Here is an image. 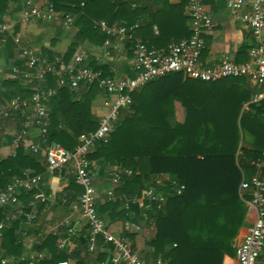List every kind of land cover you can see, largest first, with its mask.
Wrapping results in <instances>:
<instances>
[{"label":"trees","instance_id":"trees-1","mask_svg":"<svg viewBox=\"0 0 264 264\" xmlns=\"http://www.w3.org/2000/svg\"><path fill=\"white\" fill-rule=\"evenodd\" d=\"M48 2L54 11L76 15L77 36L97 44L107 37L105 32H99L98 22L107 27L116 22L132 26L147 11L149 21L143 29L134 28L135 37L142 35L141 40L148 47H165L170 42L158 22L165 13V5L150 13L139 0ZM7 5L8 0H0V21ZM153 23L158 34L145 36L142 31ZM178 39L174 37L171 41ZM133 43L130 40L126 43L130 56ZM71 52L70 49L68 53ZM21 61L26 64L24 56ZM55 79L56 75L49 70L42 80L47 87ZM243 84L242 77L203 82L185 78L181 73L154 79L130 93L131 113L116 124L109 140L96 142L92 156L131 170L114 191L122 195L109 203L114 207L137 194L153 175H168L170 181L160 189L165 196L163 207L157 209L153 202L154 212L150 215L155 225L151 240L154 251L158 253L165 244L169 246L164 264H221L223 256L232 253V241L246 212V198L239 195L238 186L242 178L249 179L255 172L254 162L260 159L264 148V98L243 109L250 97ZM65 86L50 100L46 137L48 142L73 150L81 133L98 126L89 113L90 99L97 87L96 82L91 83L82 98L72 101ZM174 99L185 107L183 123L171 124L167 120ZM28 166L34 167L35 173L40 170L34 159L23 155L22 147L18 146L13 157L0 162V187L6 186L12 175L21 177ZM179 185L183 189L177 193ZM97 211L100 214L98 208ZM2 232L6 254L16 252L15 248L20 246L14 228ZM50 238L53 240L55 236ZM84 242L88 244V234ZM63 256L66 255H53L40 264H56L65 259Z\"/></svg>","mask_w":264,"mask_h":264},{"label":"crops","instance_id":"crops-1","mask_svg":"<svg viewBox=\"0 0 264 264\" xmlns=\"http://www.w3.org/2000/svg\"><path fill=\"white\" fill-rule=\"evenodd\" d=\"M26 0H8V7L1 16L0 21V107L7 108L6 114H0V162L13 157L17 147H22L23 155L32 157L40 169L35 173L34 167H25L22 176L12 175L9 182L14 178L25 179L33 174H40L41 181L38 189L44 194H51L54 202L48 205L36 204L29 206L32 191L21 192L16 204L5 205L0 208V258L6 257L7 264H40L44 260L50 259L53 255H66L64 260L69 264H99V262L109 263L108 257L111 253L112 245L104 243L98 239L93 250L88 249L87 227L77 207V201L82 186L74 181L71 167L65 165L60 169L48 171L46 169L41 135L37 126H29L24 131L22 121L26 115L31 114L33 107L32 93L35 90H42L45 94V105L47 114L52 109L49 104L57 90L63 87L58 83L59 77H65L68 70L78 68L80 65L90 67L98 77H121L131 75L133 72L131 56L128 53L127 41L120 39L113 33H108L105 40H109L112 45L111 55L105 54L108 45L105 40L101 44L93 42L89 38H79L77 32L79 26L75 23L76 15L69 14V20L65 19L64 12L54 11L49 19L30 17L24 19L20 11ZM38 8L50 6L48 0H31ZM250 0H245L244 9L249 8ZM139 4L149 9L150 13H155L159 7L165 5V13L161 14L158 22L163 28V33L170 39L186 38L189 34V21L187 17V0H139ZM205 9L211 21V29L202 35L203 48L200 60L205 65L219 63L223 58L228 57L235 62H242L247 57L248 49L256 43V39L251 34L248 26L240 20L234 19L226 6L225 0H204ZM150 15L148 11L141 14L139 20L134 23L136 29L146 26ZM99 32L103 33L98 22ZM106 25V24H105ZM120 22H116L108 27H116ZM145 36H155L158 34L156 24H151L145 31ZM141 39L142 35L137 36ZM168 45V44H167ZM166 45V46H167ZM165 46V47H166ZM165 47H150L153 49H164ZM31 49L36 55L40 65H48L50 71L56 75L52 86L45 85L44 80H38L34 75V70L21 61L23 51ZM72 50L69 54L68 51ZM80 55L82 62L77 63L74 57ZM25 57V56H24ZM26 58V57H25ZM51 58V59H49ZM58 62L57 67L55 63ZM95 68L96 70H94ZM184 77V76H183ZM244 87L249 90L250 97L242 106L248 109L250 103H258L264 98L260 86L252 81L243 78ZM44 83V85H43ZM90 83H81L78 87H68L72 101L82 98ZM96 91L90 99L89 113L97 122L106 115L109 110L111 97L99 87L96 82ZM11 102L17 103V108L11 107ZM132 104L129 95L127 108L119 115V122L130 113ZM186 117V110L182 102L174 99L171 102V112L167 120L171 124L183 123ZM97 128V127H96ZM94 131V130H93ZM30 145L38 147L33 151ZM96 143L88 154L90 162V178L94 187L95 205L98 208L105 222L106 231L112 235L127 239L134 251L147 264L164 263V254L169 249L164 245L161 252L156 253L151 240L154 237L155 225L150 215L154 212L153 201L146 195V189H152L156 193L165 196L160 189L169 182L167 174L153 175L148 182L143 183V188L118 206L110 205L116 198L115 190L123 184V177L129 173L120 174V181L117 184L111 182V173L122 166L114 161H108L103 157L92 156L95 152ZM1 173V172H0ZM5 187V186H4ZM0 187V191L4 188ZM108 189L113 190V197L106 195ZM62 200H65L62 202ZM164 204V203H163ZM163 207V206H162ZM33 211L35 217L28 221L25 214ZM143 215L147 217L144 218ZM253 215L252 207L246 203V212L238 233L232 241V253L224 255L221 261L231 263L234 258V250L242 240L245 233L251 226ZM68 226L74 227L70 244L61 248L58 245L59 235L64 234ZM14 228V236L19 248H11L16 252L6 254L3 249V230ZM56 230L57 235L52 231ZM55 236L52 240L50 237Z\"/></svg>","mask_w":264,"mask_h":264},{"label":"built area","instance_id":"built-area-1","mask_svg":"<svg viewBox=\"0 0 264 264\" xmlns=\"http://www.w3.org/2000/svg\"><path fill=\"white\" fill-rule=\"evenodd\" d=\"M234 19L245 23L256 43L247 51V57L242 62L225 57L219 63L205 65L200 60L203 48L202 35L212 27V21L205 9L204 0H187V17L189 21L190 34L186 38H180L168 43L164 49H153L148 47L141 39L135 37V26L120 24L116 27L101 25V29L106 33H113L125 41H133L131 65L133 72L131 75L121 77H98L88 66L80 65L78 68L68 70L65 77H59L58 83L62 86L68 85L76 88L81 83L97 82L98 86L111 97L109 110L98 121V126L94 131L83 132L79 135V143L73 150H68L55 142H48L46 137L47 107L42 90H35L32 93V112L26 115L22 121L24 131L29 126H37L41 135L46 169L53 171L69 165L73 171L74 181L82 186L83 190L79 195L77 207L81 211L88 231V249L93 250L98 239L104 243L112 245L108 262L111 264H147L134 251L130 242L125 238H120L106 231L104 219L100 216L95 205L94 187L90 178V162L88 154L96 142L106 143L113 128L119 122L120 112L127 108L129 95L132 91L143 87L148 82L166 76L171 73H181L185 78L199 80L203 82H213L227 77H242L260 86L264 95V0H250L249 8L244 9L245 0H225ZM54 10L48 6L43 9L38 8L31 0H26L20 11L24 19L30 17L49 19ZM69 20V14H64ZM108 49L105 54L111 55L112 45L109 40H105ZM26 57L27 66L34 70V75L38 80H42L47 71L48 65H40L36 55L31 49L23 51ZM74 61L82 62V57L76 55ZM11 107L17 108L16 102H11ZM7 108L0 107V114H6ZM33 151L38 147L30 145ZM255 172L249 179L242 178L239 186V195L253 209L251 226L242 240L234 250V258L231 263L223 264H264V148L261 151L260 159L254 162ZM131 173V170L121 168L111 173V182L117 184L120 181V174ZM41 181L40 174H33L25 179L14 177L0 191V208L16 204L21 192L32 191L29 206L36 204L48 205L54 202L51 194H44L38 189ZM183 185H179L176 192L179 193ZM106 195L113 197V190L108 189ZM146 197L156 203L157 209H162L164 198L152 189L145 190ZM65 200H62L64 202ZM146 218V215H143ZM35 217L33 211L25 214L26 220L30 221ZM0 227L2 225L0 224ZM57 235V231L53 230ZM74 227L68 226L64 234L59 235L58 245L61 248L70 244ZM0 264H7L6 257L0 258ZM31 264V261H29ZM56 264H69L68 260H59ZM99 264H105L99 262ZM164 264V263H155Z\"/></svg>","mask_w":264,"mask_h":264}]
</instances>
